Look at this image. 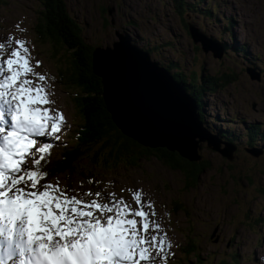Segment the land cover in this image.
I'll use <instances>...</instances> for the list:
<instances>
[{"label":"rangeland","instance_id":"1","mask_svg":"<svg viewBox=\"0 0 264 264\" xmlns=\"http://www.w3.org/2000/svg\"><path fill=\"white\" fill-rule=\"evenodd\" d=\"M65 1L90 44L111 46L121 33L136 46L148 50L152 60L162 66L165 64L172 72L182 70L188 80L195 79L189 81V89L193 84L200 87L205 78L213 79L215 84L203 89L200 96L204 127L213 131L229 129L243 144L247 140L246 129L251 128L256 145L253 147L264 144V0ZM195 3L199 5L193 8ZM41 8L40 0H0V44L5 45L0 49V61H5L19 48L17 40L25 41L34 71L47 77L33 85L43 84L49 93L52 103L43 107L65 118L56 134L59 139L46 135L36 138L37 143H60L67 141L66 132L69 136V129L76 126L80 117L71 100L73 89L62 87L54 79L61 55L55 58L48 42L37 38L35 27L40 21ZM183 21L192 23L221 46L224 43V54L218 58L211 51L205 52L200 42L193 41ZM20 51L24 54L23 49ZM114 56L115 62L107 61L111 69H117L118 55ZM249 66L259 71H256L259 78L250 76L246 69ZM225 74L231 79L225 81ZM28 79L36 80V77L30 75ZM109 97L113 108L117 102L112 101L110 93ZM126 110L132 112L129 107ZM127 119L129 123L133 120ZM118 120L130 130V124ZM197 124L200 125L198 120ZM200 131L204 136L202 128ZM132 132L139 135L138 131ZM209 139L213 145L232 147L230 143L226 145L208 136L206 140ZM57 150L58 145L53 153ZM198 153L207 167L194 184L188 183L182 172L169 168L155 157L142 158L132 166L121 163L119 172L118 169L103 172L106 184L101 197L87 196L74 186H68L60 175L41 182L58 184L69 196L85 201L95 198L107 202L106 194L115 193L116 200H123L136 210L140 207L135 200L139 193L144 210L150 213L149 220L159 223L160 236L166 234L171 242V247H166L157 257L156 264H175L180 255L179 247L185 242L188 244L187 238L190 244L195 241L198 246L197 264H218L220 259L226 261L222 264H264V154L252 155L241 146L235 149L234 157L228 159L209 147L205 140L199 142ZM28 162L31 163V159ZM135 219L141 221L142 218ZM156 234L150 226L149 238ZM186 235L189 236L186 238ZM152 254L155 256V251ZM195 262L196 257L192 255L185 264Z\"/></svg>","mask_w":264,"mask_h":264},{"label":"snow or ice","instance_id":"2","mask_svg":"<svg viewBox=\"0 0 264 264\" xmlns=\"http://www.w3.org/2000/svg\"><path fill=\"white\" fill-rule=\"evenodd\" d=\"M16 43L19 48L0 61V264H156L171 242L149 220L139 193L136 210L115 193L106 194L107 202L85 201L58 184L41 183L47 177L41 161L52 144L37 148L36 138L59 139L65 118L43 107L52 103L49 93L43 84L33 85L47 77L34 71L25 41ZM150 226L157 234L149 238Z\"/></svg>","mask_w":264,"mask_h":264},{"label":"trees","instance_id":"3","mask_svg":"<svg viewBox=\"0 0 264 264\" xmlns=\"http://www.w3.org/2000/svg\"><path fill=\"white\" fill-rule=\"evenodd\" d=\"M40 1L42 5L41 17L35 27L37 38L48 42L53 48L55 58H58L57 54L61 55L59 58L62 61L60 64L57 63L59 67L56 69L54 79L62 87L73 89L71 100L74 102L80 117L76 126L69 129V136L68 131L66 132L67 141L49 142L52 144V148L49 154H46L45 160L41 161V170L47 173V177L42 181L60 175L68 186L72 185L85 194L89 191L93 194L102 193L103 186L106 184L103 182L105 176L103 172H114L121 163L124 164L123 166H132L136 165L138 160L142 158L155 157L169 168L182 172L188 183L197 182L202 171L207 167L206 161L202 159L199 153L198 159H195L194 154H189L184 149H173L168 145L160 144L162 140L157 133L153 135L151 132V140H148L145 137H135L124 130L123 126L118 123L119 118L126 123L129 122L127 118H132L131 122H139V119L135 113L130 115L128 111L121 109L116 113L117 103L115 102V107H110L108 100L111 99L110 97L109 99L106 98V92L104 95L103 77L99 74L102 71L100 67H102L103 61L96 58V54L94 55V48L99 46H94L85 39L81 25L69 12L65 0ZM198 5L195 3L193 8ZM175 7L177 8V6ZM204 9L209 12L207 6ZM185 26L189 32V23H186ZM137 47L148 52L142 47ZM225 47L223 43V50ZM178 70L172 72L168 69L184 90L197 101L195 103L199 112V119L204 127L200 96L202 90L207 89L209 85L210 87L213 86L215 81L205 78L200 87L193 84L189 89L187 87L189 81L196 80L186 79L182 70ZM225 77V81L231 79L228 74H225ZM110 90L115 92L113 88ZM112 101L117 102V99L114 98ZM216 133L214 134L220 137L227 136L228 138L229 135L223 130ZM228 141L232 142L229 138ZM57 145L58 150L53 153ZM119 171L120 169H118ZM87 196L93 197L94 195ZM188 236L186 235V238ZM187 240L188 244L185 242L183 247H179L180 255L175 260V264L187 263L192 255L196 257L194 264H197L198 246L195 241H193L194 244H190V238ZM223 262L226 261L220 259L218 264Z\"/></svg>","mask_w":264,"mask_h":264},{"label":"water","instance_id":"4","mask_svg":"<svg viewBox=\"0 0 264 264\" xmlns=\"http://www.w3.org/2000/svg\"><path fill=\"white\" fill-rule=\"evenodd\" d=\"M189 33L195 43L200 42L202 49L207 52L211 51L212 55L214 57L220 58L223 54V48L218 42H214L212 38L202 34L198 28H196L194 25L189 24ZM213 43H212V42ZM221 50V52L219 50ZM97 55L96 58H99L100 61H105L104 56L109 54L111 55H118V60L116 62L117 68L124 67L125 70L130 72L129 75H123V73H118V79L122 80L115 81V71L114 69H111L106 64L102 65L100 69L102 71L99 72V74L103 77V83H104V95L106 92V98H109L108 90L111 88H116L115 92L121 95L120 101L123 102L126 105V108H130L133 113H135L139 118L146 119V122L148 123L149 127L144 126L142 123L144 120H140L139 122H127L129 125V129H125L126 132H130L135 137L141 138L145 137L148 140H151L150 134H147V130L152 129L153 135L157 133V130L163 131L161 132L158 137L162 142L160 144L162 145H168L170 148H177L179 150L184 149L181 145H184L188 151L189 154H194L195 159H198V148H199V142L206 141L207 145L217 151H219L223 156L227 157L228 159H231L233 157L232 152L235 149V146L231 144V148H222V146H218L217 144L213 145L210 143V139L206 140L207 137H212L217 140V142H222L221 139L218 137V135L211 133L207 128L202 126V123L199 119V112L196 106V100L193 99V97L190 96V94L184 90V88L181 86V84L176 81L174 76L166 69L164 66L160 65L157 61L152 60L148 54L147 51L142 50L138 48L136 45L132 44L129 37H127L124 34L119 33L118 34V40H115L112 42L111 46L107 47H95L94 48V55ZM250 76L252 78H259V73L256 72L253 68L247 67L246 68ZM120 74V78H119ZM122 74V75H121ZM110 76V78H109ZM122 76V77H121ZM134 79V82H129V86L133 87L132 89H129L128 91H125L122 89V86L128 79ZM111 81V83H110ZM114 81L116 82V86H113ZM162 93L160 92L159 86ZM125 86V85H124ZM170 88L173 89V96L169 104H167L168 108H171L172 110L178 108V106L182 105L186 110L190 109V111H187L188 115L182 116L184 121H182V118H177V121L173 122L169 120L168 118L165 119L163 116V111L156 110L155 107H160V101H163V91L162 88ZM108 89V90H107ZM134 94H131L133 93ZM150 95H149V94ZM175 93V94H174ZM150 96V97H149ZM153 97V98H152ZM150 101L154 102L151 103ZM182 102V103H181ZM153 104V105H152ZM156 104V105H155ZM191 107V108H190ZM116 108L121 109L122 111H127L126 108L117 105ZM132 112L129 113L132 115ZM191 112V113H189ZM117 113V112H116ZM148 114V115H147ZM165 119V121H164ZM197 120L199 121V124H197ZM166 122H169L171 124V127L173 130H171L173 133L177 134V136L174 134L172 138L164 137L166 133H168V129L166 126ZM134 123V124H133ZM140 123V124H139ZM159 124V125H158ZM193 126H196V132H192L190 136V141L192 142L188 146V142L181 140L180 135L183 137L185 132H188V129L191 130ZM201 130L204 133V136ZM166 130V131H165ZM132 131H138L139 135H135ZM184 131V132H183ZM179 132V133H178ZM143 133L144 136L141 135ZM179 135V136H178ZM225 144L229 143L227 141H223ZM187 143V144H186ZM218 147H217V146ZM227 145V144H226ZM229 145V144H228ZM213 146V147H212ZM247 150L251 152L254 155H258L260 153V149L258 150L255 147H250ZM186 150V152H188Z\"/></svg>","mask_w":264,"mask_h":264},{"label":"bare ground","instance_id":"5","mask_svg":"<svg viewBox=\"0 0 264 264\" xmlns=\"http://www.w3.org/2000/svg\"><path fill=\"white\" fill-rule=\"evenodd\" d=\"M104 59H105V64L106 65H108V62L107 61H109V62H115V56L114 55H111V57H110V55L109 54H107V55H105L104 56ZM102 65H104V63H102ZM109 66V65H108ZM115 70V81H120V82H123L122 80H119L118 79V73H123V75H130V72H128V69H127V71L125 70V68L124 67H120V68H117V69H114ZM118 70V71H117ZM122 75V74H121ZM122 77V76H121ZM109 78H110V76H109ZM119 78H120V74H119ZM132 79V78H131ZM114 81V83H113V86H116V82ZM134 82V79H132V80H130V79H128L125 83H124V85L122 86V89L123 90H125V91H128L129 89H132L133 90V87L132 86H129L128 84H129V82ZM130 82V83H131ZM110 83H111V81H110ZM159 87V89H160V85L158 86ZM108 90V89H107ZM114 90H116V88H114ZM162 91H163V101L161 100L160 101V107H155V109L156 110H160L162 113H163V116H164V118L165 119H169V120H171V121H173V122H175V121H177V118L179 117V120H180V118H182V121H180V122H183L184 121V119H183V117L182 116H184V115H186L188 112L187 111H190V109H188V110H186L182 105H180V106H178V108H176V109H174V110H172L171 109V111L169 110V108L167 107L168 105H167V102H170L171 101V99H172V96H173V89L171 90L170 88H167V87H165V88H162ZM108 93H110V95L113 97V98H115V99H117V103H118V101H119V103H118V105L119 106H121V107H123L124 109L126 108V105L123 103V102H121L120 101V98H121V95H119L118 93H116V92H114V91H112V90H108ZM159 93H162L161 92V89H160V92ZM131 94H134V91H133V93H131ZM149 94V93H148ZM175 94V93H174ZM150 95V94H149ZM150 97V96H149ZM153 98V97H152ZM109 99V98H108ZM109 101V100H108ZM151 103H153L154 104V102H152V101H150ZM109 104H110V101H109ZM152 104V105H153ZM156 105V104H155ZM110 107H111V104H110ZM191 108V107H190ZM120 109L118 108L117 109V112L119 111ZM189 113H191V112H189ZM148 115V114H147ZM188 115V114H187ZM137 118L138 119H143L144 120V116H143V118H139L138 116H137ZM165 119H164V121H165ZM144 126H146V127H149L148 126V123L146 122V119L143 121V123H142ZM159 125V124H158ZM166 126H167V131H168V133H166L165 134V138L166 137H168V138H172L173 136H174V134L175 133H173L171 130H173V128L171 127V124L169 123V122H166ZM157 131H160V130H157ZM166 131V130H165ZM147 132V134H151V132H152V129H150V130H147L146 131ZM184 132V131H183ZM192 132H196V126H193L192 128H191V130L190 129H188V132H185V134H184V136L182 137L181 135H180V137H181V140L183 141V144H184V141H186V142H188V146L189 147H191V141H190V136H191V134H192ZM179 133V132H178ZM176 136H177V134H175ZM179 136V135H178ZM187 144V143H186Z\"/></svg>","mask_w":264,"mask_h":264},{"label":"flooded vegetation","instance_id":"6","mask_svg":"<svg viewBox=\"0 0 264 264\" xmlns=\"http://www.w3.org/2000/svg\"><path fill=\"white\" fill-rule=\"evenodd\" d=\"M185 23V21H183V24ZM185 25H186V23H185ZM219 130H223V131H226L229 135H228V138L230 139V141H232V142H229L228 141V138H227V136H225V137H220L222 140L221 141H227V142H229L230 144H232V145H234L235 146V149L236 148H239V147H244V149H246L247 150V147H252V146H255L256 147V145H255V142H254V133H253V131L251 130V128H249V129H246V138L245 139H247L246 141H245V143L243 144V143H240V142H238V137H236L235 135H234V132H232L231 130H229V129H221V128H218V129H216V132H219ZM210 131H212V132H214L213 130H210ZM216 132H214V133H216ZM217 134V133H216ZM234 142V143H233ZM257 148H259L260 149V153H263L264 154V144H262L261 146H257ZM234 152V151H233ZM232 152V153H233ZM251 153V152H250ZM252 154V153H251ZM252 155H254V154H252ZM225 157V156H224ZM233 157H234V153H233ZM232 157V158H233ZM227 158V157H226Z\"/></svg>","mask_w":264,"mask_h":264}]
</instances>
